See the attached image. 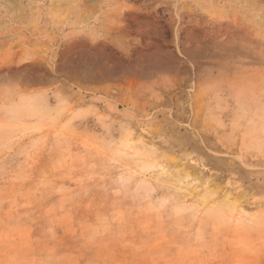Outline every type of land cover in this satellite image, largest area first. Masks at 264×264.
<instances>
[{
  "label": "rangeland",
  "instance_id": "rangeland-1",
  "mask_svg": "<svg viewBox=\"0 0 264 264\" xmlns=\"http://www.w3.org/2000/svg\"><path fill=\"white\" fill-rule=\"evenodd\" d=\"M0 264H264V0H0Z\"/></svg>",
  "mask_w": 264,
  "mask_h": 264
}]
</instances>
